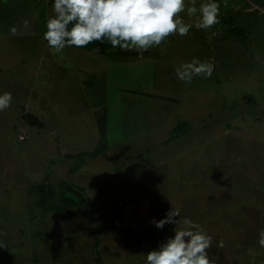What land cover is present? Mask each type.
<instances>
[{
  "label": "rangeland",
  "instance_id": "rangeland-1",
  "mask_svg": "<svg viewBox=\"0 0 264 264\" xmlns=\"http://www.w3.org/2000/svg\"><path fill=\"white\" fill-rule=\"evenodd\" d=\"M51 7L0 0V93L13 96L0 113V264H73L79 253V264L92 263L94 220L83 207L75 217L42 211L34 186L45 181L57 194L52 206L61 182L84 189L65 193L74 200L145 185L139 190L158 212L190 183L192 196L216 205L238 198L250 208L239 241L264 264L256 242L264 227V0H229L211 41L193 28L143 55L116 57L74 47L53 54L41 39ZM21 19L31 31L11 36ZM193 57L211 60L215 71L185 85L174 68ZM98 144L103 152L88 155ZM227 232L220 236L237 239Z\"/></svg>",
  "mask_w": 264,
  "mask_h": 264
},
{
  "label": "clouds",
  "instance_id": "clouds-1",
  "mask_svg": "<svg viewBox=\"0 0 264 264\" xmlns=\"http://www.w3.org/2000/svg\"><path fill=\"white\" fill-rule=\"evenodd\" d=\"M51 4L41 39L53 54H61L65 48L107 42L113 48L143 55L166 43L170 36H188L193 28L209 33L207 39L211 41L217 35L214 26L222 22L221 8H227L229 0H51ZM31 28L28 19H21L10 26L9 34H27ZM214 71L211 60L193 57L174 68V77L190 85L195 78H211ZM12 102L11 92L0 93V113ZM180 217L179 208H170L162 218L150 219L158 231L172 228L171 235H165L155 248L144 253V264H216L210 255L213 237L201 224L188 217L181 221ZM177 225L181 226L173 231ZM257 236V245L264 248V227ZM216 247H223V243Z\"/></svg>",
  "mask_w": 264,
  "mask_h": 264
},
{
  "label": "crops",
  "instance_id": "crops-1",
  "mask_svg": "<svg viewBox=\"0 0 264 264\" xmlns=\"http://www.w3.org/2000/svg\"><path fill=\"white\" fill-rule=\"evenodd\" d=\"M141 185L143 184L140 183ZM128 187L132 188L131 191L126 187H116L112 195L107 198L93 200L85 198L84 204L74 209L73 215L70 216L75 217L76 211L83 207L87 217L90 216V219L94 220L93 225L96 224L97 228L93 229V234L97 237L93 245H89L90 253H94L91 264H144V253L155 248L165 235H171L172 228V226H166L164 231H158L149 221L152 218H162L170 208H179L181 221L184 217H188L201 224L213 237V249L210 250V255L216 260V264H256L253 261L252 246H246L241 240L239 241L240 236L236 233L242 216L248 214V209H250L245 206L246 203L238 202V198L216 205V200L192 196L190 193L194 194V192L192 183H190L191 191H185L183 187L177 188L176 196L170 202V207L158 212L150 194L139 190L146 189L145 185L137 188L130 184ZM78 188L84 190L82 187ZM188 194L192 200L187 199ZM196 200L198 202H195ZM219 210H221L220 214ZM222 218L224 223H220ZM255 219L257 220L258 217ZM180 226L177 225L172 230L176 231ZM225 229L228 230L229 237L235 234L233 239H237H225L220 236ZM84 237L86 233L79 236V239H84ZM220 242L223 243V247H216ZM79 250L80 248L77 249L78 252ZM80 260V253L77 256L74 255L73 264H79Z\"/></svg>",
  "mask_w": 264,
  "mask_h": 264
},
{
  "label": "trees",
  "instance_id": "trees-1",
  "mask_svg": "<svg viewBox=\"0 0 264 264\" xmlns=\"http://www.w3.org/2000/svg\"><path fill=\"white\" fill-rule=\"evenodd\" d=\"M46 4L48 6H51V0H46ZM75 48V47H74ZM85 51H90L93 53H96L100 56H109V57H116L122 53V51L118 48H113L109 43L105 42L104 44H100L99 42H94L92 44H89L85 48H77ZM89 86H93V84H90L89 82H86ZM104 121V117H103ZM103 121L98 123L99 129L101 130L102 134L104 133V127H103ZM33 125H40L38 120L36 118L32 121ZM103 152V146H100L99 144L92 150L91 152H88L87 154L91 157H97L100 153ZM57 154H60V151H57ZM69 160V158H67ZM49 182V181H48ZM46 183V181L42 184H37L34 186V191L37 192V205L41 209H48L49 211H54L57 214H59L62 217H70L73 215L74 209L80 207L84 204L85 200L81 199L79 197V200H74L73 198H69L65 196L66 192H72L75 194V196H80L81 192L79 188H74L71 185L63 184L61 182L59 184L60 187V193H59V200L58 205H51V202L56 197V192L53 189V187ZM62 190V191H61Z\"/></svg>",
  "mask_w": 264,
  "mask_h": 264
},
{
  "label": "built area",
  "instance_id": "built-area-1",
  "mask_svg": "<svg viewBox=\"0 0 264 264\" xmlns=\"http://www.w3.org/2000/svg\"><path fill=\"white\" fill-rule=\"evenodd\" d=\"M21 140H23V138L21 137Z\"/></svg>",
  "mask_w": 264,
  "mask_h": 264
}]
</instances>
